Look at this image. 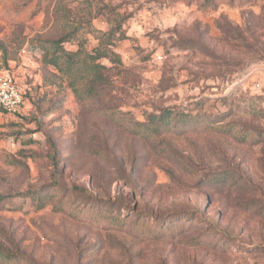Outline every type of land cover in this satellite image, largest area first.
<instances>
[{
    "label": "rangeland",
    "instance_id": "obj_1",
    "mask_svg": "<svg viewBox=\"0 0 264 264\" xmlns=\"http://www.w3.org/2000/svg\"><path fill=\"white\" fill-rule=\"evenodd\" d=\"M97 30L123 65L80 104L33 40ZM11 68L32 78L0 109V264H264V0H0ZM112 97L191 126L141 138Z\"/></svg>",
    "mask_w": 264,
    "mask_h": 264
},
{
    "label": "trees",
    "instance_id": "obj_2",
    "mask_svg": "<svg viewBox=\"0 0 264 264\" xmlns=\"http://www.w3.org/2000/svg\"><path fill=\"white\" fill-rule=\"evenodd\" d=\"M95 37L98 45L91 51L86 48V42L80 40H77L76 50L66 49V43L76 40L72 32L58 39L38 37L33 40V45L44 51L42 61L44 67L55 69L58 75L68 81L69 88L80 104L97 101L108 90L115 88L117 82L112 72L115 66L123 65L119 56H113L116 31L97 30ZM103 60L109 61L112 66L102 63ZM115 101L116 98L112 97L113 106L101 111L115 124L127 128L132 134L141 138L160 136L168 131L188 129L191 126V122H185L179 116L176 107L153 112L148 114L144 121H139L133 118L130 112L121 111L123 104ZM160 223L159 221L156 225ZM4 259L9 262L12 260V255L5 254Z\"/></svg>",
    "mask_w": 264,
    "mask_h": 264
},
{
    "label": "built area",
    "instance_id": "obj_3",
    "mask_svg": "<svg viewBox=\"0 0 264 264\" xmlns=\"http://www.w3.org/2000/svg\"><path fill=\"white\" fill-rule=\"evenodd\" d=\"M31 78L32 75L29 72H17L12 68L0 73V108L2 110L13 115L23 112L29 90L28 81Z\"/></svg>",
    "mask_w": 264,
    "mask_h": 264
}]
</instances>
